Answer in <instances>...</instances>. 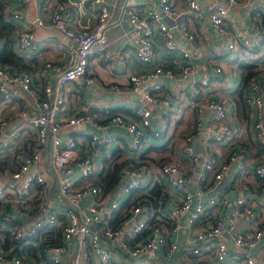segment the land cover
<instances>
[{"label": "built area", "instance_id": "obj_1", "mask_svg": "<svg viewBox=\"0 0 264 264\" xmlns=\"http://www.w3.org/2000/svg\"><path fill=\"white\" fill-rule=\"evenodd\" d=\"M6 1L5 13L14 25L16 51L37 53L40 39L35 37L33 27L42 29L46 36L59 33L70 43L62 62H46L38 72V78L47 76L49 81L44 84L38 83L29 71L9 69L0 64V106L16 99L17 89L28 95L38 110L36 117L28 110H17L12 130L7 134L3 130L8 123L0 118V150L20 149L25 145L26 136L33 141L31 147L25 146L17 154V168L0 182V230L21 242L7 249L0 244V264H36L26 246L50 243L53 233H58V241L45 248V257L52 264H61L60 254L74 239L88 253L79 249L70 255L67 264H85L87 255L91 264H151L153 258L166 264H264V259L260 262L254 257L264 236L262 205L244 195L230 204L225 189L220 187L230 164L239 161L241 154L231 137L232 113L219 98V93L205 94L201 89L220 80L222 69L197 61L190 52L180 49L182 63L179 68L164 62L145 75L129 76L128 84L133 93L139 91L144 81L154 82L152 87L142 91L145 102L132 109L134 120L107 107L98 114L75 111L64 118L60 116L64 110L62 92L87 74L93 55L106 64L123 66L126 61L121 48L115 51L109 48L107 33L117 24L111 16L112 7L105 0H81L94 19L92 26L79 25L74 11L66 7L46 17L35 16L29 21L30 28L21 29L18 25L21 12L13 10L11 5H20L24 0ZM183 1L190 14L198 20L206 16L214 31L226 38L221 57L250 55L258 50L260 40L240 30L229 31L226 26L227 7L234 5L236 0H210L204 9L198 0ZM158 4L159 10L150 11L134 9L127 1L122 7L131 31L138 37L133 55L141 63L155 59V32L162 35L166 49L179 48L163 22L164 18H177L172 0H158ZM184 36L192 39L186 32ZM162 79L183 81L180 92L186 94L194 106L195 131L182 137L184 163L162 162L151 176L138 163L145 151L147 135L157 137L167 128L165 120L161 130L151 128V120L157 116L145 104L171 109L170 101L161 92ZM93 81L89 78L85 82ZM263 95V89L255 81L243 92L252 138L261 145H264ZM207 116L202 144L206 153L200 155L194 151L193 144L195 138L200 137L202 119ZM82 125H90L93 131L85 133V138L79 141L71 129ZM112 126L121 127L130 135L131 140L125 148L132 163L118 169V180L109 187L112 199L108 201L96 181L104 175L103 162L111 159L119 143L116 135L105 132ZM81 142L88 144L91 154L82 153ZM214 144H227L232 149L227 156L228 162L221 160L219 151L212 150ZM252 173L253 177L241 168L237 186L250 177L264 189V161ZM210 177V188L218 193L203 200V190L209 189L207 180ZM190 183L198 187L195 192L190 190ZM227 206L225 216L221 209ZM238 217L251 223V231L236 229ZM16 219H24V222L19 227L8 225ZM175 235L180 238L174 239ZM157 251L165 258L156 256ZM174 256L178 257L177 261L171 260ZM140 259L141 262H137Z\"/></svg>", "mask_w": 264, "mask_h": 264}, {"label": "crops", "instance_id": "obj_2", "mask_svg": "<svg viewBox=\"0 0 264 264\" xmlns=\"http://www.w3.org/2000/svg\"><path fill=\"white\" fill-rule=\"evenodd\" d=\"M127 1V5L134 9H140L142 11L159 10L158 0H105L107 4H110L111 16L117 23L108 30L107 36L109 39V48L115 51L121 48L126 56V61L123 66L119 64H106L99 59L96 55H93L89 60L87 74L69 85L63 92L64 97V110L60 112L61 117H68L75 111H85L98 114L100 110L107 107L111 111H116L127 115L128 119L134 120L135 117L132 113V109L140 102H145L142 91L153 86L154 82L147 80L141 84L139 91L133 93L130 91L128 78L130 75H145L151 72L155 66L168 62L173 67L179 68L182 63L181 50L190 52L197 61L205 62L210 66H219L222 69L221 79L210 84L207 88L201 89L202 92L213 94L219 93V98L223 100L225 106L232 113V141L233 144L239 148V154L241 158L236 163L230 164V170L226 174L225 178L221 181L220 187L225 189L224 193L227 196L230 204L239 196L244 195L251 199L258 205H262L264 209V189L258 185L256 179L253 180L250 177L246 182H243L240 187L237 186L238 177L241 173V168L248 172V175L253 177V169L264 161V145L255 143L252 138V128L249 123V110L246 105V109L240 105V86L243 84V76L245 70L241 65L251 66L256 72L254 76L247 82L248 84L255 81L264 91V66L262 58H264V0H236V3L232 6H228V14L226 18V26L229 31H243L248 37L260 40V46L258 50L253 54H234L232 57H221V52L226 43L225 37H220L211 26L206 16L202 19H196L190 14L185 6L183 0H172V6L176 13H178L176 19L164 18L163 22L168 27L173 37V42L179 45L178 49L168 50L164 46L163 37L160 33H154V46L153 52L155 59L150 63H141L133 55V49L137 44L138 37L131 31L128 23L127 15L122 11L124 3ZM223 2L224 0H217ZM210 0H198L202 9ZM13 10H19L21 12V18L18 25L22 28H30L29 21L35 16L46 17L55 10H63L64 8H70L74 11L77 23L82 26H92L94 19L90 15V11L87 8L85 2L81 0H24L20 5L12 3ZM35 37L39 40V48L36 54L20 53L14 49V52L22 58L26 69L29 71L38 83L44 84L48 82L46 75L38 78V72L43 70V65L46 62H62L64 59L66 47L69 44V40L59 34L50 33L46 36V33L39 28H34ZM184 32L190 34L192 39L189 40L184 36ZM15 39L13 37V44ZM19 70V67L16 66ZM89 78H93L94 81L87 84L85 81ZM164 88L162 94L171 103V109L166 110L161 105H148L151 112L157 117H153L151 120V128L153 130L162 129V121L165 120L167 128L161 135L154 137L147 135L145 141V151L140 158L138 165L143 166L145 171L152 176V173L159 166L160 163L169 161L178 164L184 163V154L182 146V137L185 134H189L195 131V120L193 112V104L191 100L187 99L186 94L180 92V87L183 86V81L177 79H162ZM246 84L245 88L248 86ZM113 87L119 88L115 91ZM244 88V89H245ZM14 90V89H13ZM18 93V97L11 101H8L0 106V118L7 121V125L4 128V134L9 133L13 127V116L17 113V110H28L30 115L36 117L38 110L34 107L28 95L21 93L15 89ZM242 98V97H241ZM263 107H264V95ZM246 104V103H245ZM207 114V113H206ZM207 117L202 119V131L198 138H195L193 148L198 154L205 155L206 151L202 147L203 139L205 137V127L207 124ZM204 122V123H203ZM73 136L77 140L85 138V133L92 132L93 129L90 125H82L73 127ZM70 132V131H69ZM106 133L114 134L118 137V146L113 151L111 159L104 161V175L100 180L96 181L102 188V196L107 197L109 201L111 198L109 189L117 182H107L106 173L108 168L113 165L120 167L131 164L132 161L128 158V152L125 148L126 143L131 140L129 134H127L123 128L112 126L107 127ZM150 134V133H148ZM1 139V136H0ZM25 142V138L23 143ZM80 148L83 154H91V148L88 144L81 142ZM220 152V158L224 162H228L227 156L231 152V148L227 145H213L212 150ZM7 150L0 151L3 153ZM240 166L241 168H239ZM4 179V178H3ZM209 189L202 188L204 196L206 197L216 196L218 191L214 188H210L212 178L207 180ZM110 187V188H109ZM189 188L195 192L198 188L195 184L190 183ZM227 208H223L222 213L227 216ZM219 210V212L221 211ZM2 210H0L1 217ZM264 214V211H263ZM14 216H17L16 214ZM24 222V219H16L15 225L20 226ZM236 229L239 231L249 232L251 231V223L244 217H238L236 221ZM58 235V233H56ZM56 235L53 233V238L48 246L55 243ZM12 236V235H11ZM180 236H174V239H179ZM4 241V239H2ZM17 241V240H15ZM1 243V242H0ZM20 243V241H17ZM17 243H11V246ZM41 244L37 247L38 249ZM47 246V247H48ZM79 249L83 252H87L85 247L81 248L78 241L74 239L68 245L65 250L60 254L59 259L61 264H67L70 255L75 254ZM254 257L262 262L264 259V236L259 243L257 250L254 251ZM35 256V254H30ZM156 256L165 258L164 254L160 251L155 253ZM85 264L90 263V257L85 256ZM208 259H212L208 255ZM35 263L38 264V260L35 258ZM142 259L137 262H141ZM172 261H177L178 257L171 258ZM151 264H166L163 261H155L154 258L150 260ZM212 263V261H210Z\"/></svg>", "mask_w": 264, "mask_h": 264}, {"label": "trees", "instance_id": "obj_3", "mask_svg": "<svg viewBox=\"0 0 264 264\" xmlns=\"http://www.w3.org/2000/svg\"><path fill=\"white\" fill-rule=\"evenodd\" d=\"M7 6L6 0H0V64L7 66L9 69H16L19 70L17 67H19L21 70L24 71L26 69V65L22 64L23 60L21 57H19L14 52V44H13V36H14V25L9 21L8 15L5 13V7ZM264 66V58H262V63ZM243 70H245V74L243 76V84L242 88H240L239 94H240V105L242 108L246 109V104L243 96L244 88L247 82L254 76L256 70L252 69L251 66H245L241 65ZM242 97V98H241ZM25 145L20 147V149H16L14 152H8L5 151L0 154V182L3 181L5 177L10 175L12 171H14L17 168L16 164V156L19 154V152L24 149L25 146H32L33 141L31 140V137L28 136L25 137ZM4 151V150H0ZM118 165H113L112 168L109 167L108 171L106 173L107 182H116L117 180V171H118ZM0 210H2V205L0 204ZM7 224V223H6ZM5 224V225H6ZM16 223L13 221L12 223H8L9 226H14ZM59 235L56 236L55 242L58 241ZM4 239V241H2ZM20 241V240H19ZM0 244L4 249H7L11 246V243H17L13 239V237L10 235V233L5 232L3 230H0ZM21 243V242H20ZM18 244V243H17ZM48 246V242L42 243L41 246L38 249L33 248L32 246L27 245L26 250L28 254H35V256H32L38 260V262H45V264H52L47 261L46 255H45V248Z\"/></svg>", "mask_w": 264, "mask_h": 264}, {"label": "water", "instance_id": "obj_4", "mask_svg": "<svg viewBox=\"0 0 264 264\" xmlns=\"http://www.w3.org/2000/svg\"><path fill=\"white\" fill-rule=\"evenodd\" d=\"M69 40V39H68ZM69 43H70V41H69Z\"/></svg>", "mask_w": 264, "mask_h": 264}]
</instances>
